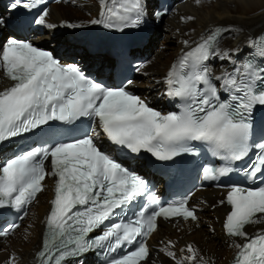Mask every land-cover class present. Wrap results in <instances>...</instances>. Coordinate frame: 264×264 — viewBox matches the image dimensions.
<instances>
[{"label": "snow or ice", "instance_id": "snow-or-ice-1", "mask_svg": "<svg viewBox=\"0 0 264 264\" xmlns=\"http://www.w3.org/2000/svg\"><path fill=\"white\" fill-rule=\"evenodd\" d=\"M99 3L101 16L106 14L108 22L93 19L91 23L113 28L117 27L114 21L119 22V31L141 27L148 15L147 0ZM33 6L24 0H12L9 5L11 9ZM47 16L45 10L31 23L53 28L46 23ZM4 23L0 17V25ZM222 34L221 29L210 32L172 65L165 77L167 95L178 98L182 107L166 114L132 93L128 89L132 80L108 87L26 39L10 37L0 45V70L13 82L0 91V144L28 134L41 143L0 163V210L20 212L43 191L46 175L56 178L39 264H70V258L92 250L110 257L107 264H146L150 259L147 239L158 230V218L198 219L187 199L162 205L149 192L147 180L126 166L128 159H146L145 154H150L155 161L174 162L204 148L225 162L219 168H202L205 179L216 180L234 171L230 163L243 161L258 150L251 171L264 173V140L251 142L253 110L264 107V35L250 41L260 64L249 60L234 64L232 72L214 76L208 64L213 57L231 61L230 53L218 50ZM82 118L87 123L75 126ZM68 125H74L68 132L71 139L64 138L63 126ZM101 139L119 146L118 156L103 150ZM145 195L148 202L133 213L134 218L117 222ZM220 203L230 206L223 224L226 234L244 240L235 245L238 251L233 264H264V231L251 237L246 231L247 226L264 224V187L232 185ZM18 227L13 223L0 233L8 235ZM97 231L98 235H91ZM174 247L168 241L161 251L176 264H195L198 259L200 264H209L192 245L181 249L189 253L183 258H177ZM125 248L131 250L112 255ZM6 264H17L15 256Z\"/></svg>", "mask_w": 264, "mask_h": 264}, {"label": "bare ground", "instance_id": "bare-ground-1", "mask_svg": "<svg viewBox=\"0 0 264 264\" xmlns=\"http://www.w3.org/2000/svg\"><path fill=\"white\" fill-rule=\"evenodd\" d=\"M172 10L167 19L157 23L156 35L149 44L150 62L140 70L133 86L153 103L165 101V77L178 55L217 26L223 28L218 50L231 55V61L219 57L211 59L213 72L218 74L241 57L252 46L250 41L264 31V0H201L200 4L195 0H177ZM101 17L99 0L63 1L49 10L46 23L54 27L46 26V35L42 39L53 47L66 45L67 50L71 49L86 30L95 26L91 21ZM186 17L194 19H182ZM66 24H78L80 27L70 28ZM162 28L172 45L157 40ZM225 29L227 31H223ZM184 41H188L187 46ZM9 85L0 70V90ZM44 184V190L29 208L22 225L10 236L0 238V264H6L10 256H15L17 264H35L34 256L41 245L46 215L53 197L54 179L49 175ZM224 197V192L212 189L196 193L190 203L197 210L196 222L160 220L158 230L149 241L151 253L146 264H176L173 258L161 251L168 241L175 245L172 250L177 258L189 255L181 249L192 245L209 264H228L237 250L235 245L242 243L243 239L228 238L224 234L223 224L228 211L227 206L220 203ZM263 229L264 224H256L246 231L249 234ZM70 264L95 263L90 256H86L70 261ZM195 264H200V260H196Z\"/></svg>", "mask_w": 264, "mask_h": 264}, {"label": "rangeland", "instance_id": "rangeland-1", "mask_svg": "<svg viewBox=\"0 0 264 264\" xmlns=\"http://www.w3.org/2000/svg\"><path fill=\"white\" fill-rule=\"evenodd\" d=\"M173 11V10H172ZM171 11V13H172ZM169 17V16H168ZM168 17H166L165 19H167ZM161 23V22H158ZM165 31L164 28H162V30L157 34V40L160 42H168L169 45H172L171 40L168 39V36L165 35ZM166 36V37H165ZM143 69V68H142ZM211 233V232H210Z\"/></svg>", "mask_w": 264, "mask_h": 264}]
</instances>
